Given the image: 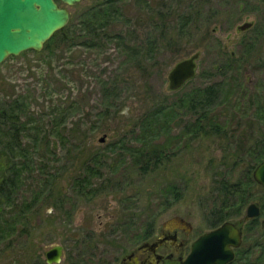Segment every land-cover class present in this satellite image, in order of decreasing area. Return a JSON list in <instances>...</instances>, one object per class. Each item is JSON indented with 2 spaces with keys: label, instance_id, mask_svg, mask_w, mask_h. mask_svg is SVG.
<instances>
[{
  "label": "rangeland",
  "instance_id": "374dc122",
  "mask_svg": "<svg viewBox=\"0 0 264 264\" xmlns=\"http://www.w3.org/2000/svg\"><path fill=\"white\" fill-rule=\"evenodd\" d=\"M96 1L81 0L70 6V21H77L80 10ZM59 3L66 6L61 0ZM120 3L132 28L143 38L163 35L155 65H149L145 71L134 74V59L121 53L115 43H109L105 50L78 49L83 51L84 60L66 58L53 61L52 67L37 59L31 50L9 56L0 65V81L4 82L0 83V101L5 97L25 98L22 100L29 107L22 123L28 127L35 123L51 124L55 120L53 112L61 102L70 106L69 117L61 129L75 132L70 137L52 135L48 147L42 143L35 145L31 131V138L24 136L23 140L27 154L14 152L19 155L11 156L12 162L27 166L20 176V192L26 198H34L41 191L50 193L47 186H41V178L55 177V183L53 194L44 201L40 212L31 213V223H27L32 227V242L25 243L24 237H17L23 224L9 231L6 238L16 239L9 248L6 239L0 242V263L15 264L18 259L33 263L36 257L46 261V252L60 244L64 246L62 261L54 264H120L123 254L136 248L145 233L153 227L159 230L178 215L192 223L193 241L211 230L208 218L210 207L215 205L211 192L216 172L230 170L229 179L239 178L244 170L239 166L233 168V162L237 156L242 157V149L264 134V42H255L264 20V0ZM245 22L253 25L240 31L238 27ZM196 52L200 55L195 76L181 88L171 90L170 71ZM100 74H123L121 100L125 111L107 118L101 115L102 90L95 77ZM136 77L140 79L138 87L133 86ZM217 83L221 84L220 96L210 107L209 116L213 114L227 135L210 133L192 139L187 126L193 124L195 115L188 97L198 88ZM161 101L171 105V109L138 135L142 127L140 117L146 108ZM244 132L249 138L246 143L242 141L239 150V141L246 140ZM1 141L0 159L8 163L9 140ZM136 142H149L152 148L166 146L170 160L142 175L128 150ZM245 157L248 160L246 154ZM88 167L100 170V174H90ZM84 177L91 187L102 185L101 190L89 192L87 187L79 192L76 185ZM169 183L177 187L181 197L177 202H173L176 193L168 192ZM251 192L250 203L261 205L259 199L264 198V190L254 186ZM248 205L241 216L230 219L244 232L242 250L252 247L260 235L256 226L248 229V238L245 236ZM5 209L6 218L16 216L10 208ZM263 217L264 212L258 219L260 223ZM249 257L254 261L249 264H264L256 249ZM234 264H239V260Z\"/></svg>",
  "mask_w": 264,
  "mask_h": 264
},
{
  "label": "trees",
  "instance_id": "16d2710c",
  "mask_svg": "<svg viewBox=\"0 0 264 264\" xmlns=\"http://www.w3.org/2000/svg\"><path fill=\"white\" fill-rule=\"evenodd\" d=\"M57 1L59 2L60 0ZM121 1L122 0H98L82 8L78 14L79 17L77 21H73L72 19L67 26L57 31L45 43L41 51H31L37 56V59L52 67L53 61H60L66 58H68V61H73L75 58V60L78 61L84 60L83 51L78 49L105 50L109 43H115L119 47L121 53H126L129 57L134 59L131 62L136 69L134 74L138 71H145L149 65L151 67L155 65V54L161 50V45L164 40L163 35L161 33L158 37L148 35L143 38L138 34L137 30L132 28L131 19L125 14L120 3ZM185 20H187V18ZM256 38L257 41L255 42H264V20L261 28L256 32ZM250 47H253V45ZM120 65L123 66V64ZM71 73L73 74V72ZM122 76L123 74L114 76H103V74L99 76L95 75L97 83H99L102 90V102L104 103L100 113L106 118L117 114V112H123L126 109L124 101L121 100L124 83ZM79 77L82 79L80 75ZM139 80L140 79L136 77L133 86L138 87ZM0 83L4 82L0 81ZM220 90L221 84L217 83L215 85L198 88L197 91L188 97L190 109L193 115H195L193 124L191 123V125L189 124L187 126L188 130H190L189 133L192 139L210 136V133L222 136L227 135V131L223 130L220 123L213 119V114L209 116V112L211 113L210 107L218 100ZM5 98L0 101V144H2L1 139L3 138L9 140V142L6 143L7 147L10 146V155L8 154V159L10 158V160L8 163H3L2 159H0V242L6 239L7 242L5 245L9 248L13 246V241L16 238H6V234L11 230L15 231L20 224H23V227L20 229V233L17 237H24L25 243L32 242V227L27 223H31V213L40 212L44 201H47L48 197L53 194V184L55 183L53 180L55 177L41 178V186H47L50 193L46 195L45 191H41L34 198H26V196L20 192V188L22 187L20 176L24 175L23 171L24 169L26 170L27 166L25 163H20L19 166L18 163L12 162L13 159H11V156L15 157L19 154L25 156V154H27V149L23 145V140L24 136L31 138V131H33L32 138L35 145H37V143H42L47 144L48 147L51 145L50 139L52 135L58 137L67 135L70 137L74 135L75 132L72 131L73 129L66 131V127L61 129V126L66 124V118L69 117L68 113L70 110H68V108H70V106L65 107L63 103L60 102L53 112V114H55V120L51 124L35 123L33 127H28L27 123L21 122L29 107L26 105L25 100H22L25 98H19V96L12 100ZM169 109H171V105H166L162 101L149 105L143 116L140 117L142 127L137 132L138 135L141 134L142 128L145 130L146 127L152 126V123L156 124ZM261 110L264 112V106L261 107ZM196 114L199 115L196 116ZM79 122L80 121H78L77 124ZM245 134L246 140L241 139L237 145L239 150L241 149L239 145L242 144V141L246 143L248 140L247 138H249L248 133ZM152 147L149 142H145L144 144L143 142H136L128 148V150L133 153L132 157L135 161L133 165L142 175L161 167L166 163L165 160H167V162L170 160V155L167 153L168 148L166 146L158 148ZM242 151V157L237 156L232 164L233 168L239 166L244 170L239 178L229 179L228 175L230 174V170H226L225 172L218 171L213 178L214 188L216 190L213 188L211 192L212 202L215 204L212 208L210 207L209 210L208 225L211 229L218 227L223 222L234 217L241 216L244 209L253 198L251 189L254 188V186H260L264 190L253 178V171L256 165L264 159V134L262 133V136L257 138L245 149H242ZM14 152H18L19 154L15 155ZM245 154L248 156V160ZM88 168L90 174H100V170L92 171L91 167ZM86 179L85 177L79 179L80 183L76 185L78 186L79 192H82V188L85 189L87 187L89 188V192L94 191L97 193V191L101 190L102 185L99 187H97V185L91 187V182ZM168 188V192L176 193L174 194L173 202H177L181 197L176 192V185L170 184ZM263 199L264 198H260L259 201L261 202V207L264 212ZM5 208H10V212L16 216L13 218H6ZM4 218H6V220H4ZM258 219L259 218H253L246 222L245 236L247 238L248 229H251V227L257 226L260 230V235L258 238H255L253 246L247 247L244 251L246 256L245 264L254 262H251V258L249 257L252 249H256L260 254V259L264 261V228L261 227V223ZM153 222L154 221H152L151 224ZM239 250H242V248ZM35 259L33 263L30 260L23 259L14 261H17L15 264H47L41 257H36Z\"/></svg>",
  "mask_w": 264,
  "mask_h": 264
},
{
  "label": "water",
  "instance_id": "95a60500",
  "mask_svg": "<svg viewBox=\"0 0 264 264\" xmlns=\"http://www.w3.org/2000/svg\"><path fill=\"white\" fill-rule=\"evenodd\" d=\"M81 0H0V65L9 57L27 50L41 51L45 43L71 19L70 6ZM253 22L240 25V31L247 30ZM200 53L179 61L169 73L171 90L181 88L195 76L196 60ZM104 137L101 141H104ZM254 180L264 187V159L253 171ZM262 208L250 203L245 219L259 218ZM264 227V217L261 220ZM243 233L234 221L228 220L210 231L202 233L192 244L188 257L173 259L166 257L162 264H227L234 258V249L241 246ZM63 246L54 245L46 252L48 264L62 260Z\"/></svg>",
  "mask_w": 264,
  "mask_h": 264
},
{
  "label": "flooded vegetation",
  "instance_id": "af4514ba",
  "mask_svg": "<svg viewBox=\"0 0 264 264\" xmlns=\"http://www.w3.org/2000/svg\"><path fill=\"white\" fill-rule=\"evenodd\" d=\"M240 229L242 230L241 227ZM193 230L192 223L186 218L179 215L171 217L159 230L153 227L145 233L144 239L136 248L123 254L120 264H162L166 257L185 260L191 252L193 242L199 237L191 241ZM242 233L244 236L243 230ZM240 248L241 246L234 249V258L227 264H234L237 260L239 264H245V250H239Z\"/></svg>",
  "mask_w": 264,
  "mask_h": 264
}]
</instances>
